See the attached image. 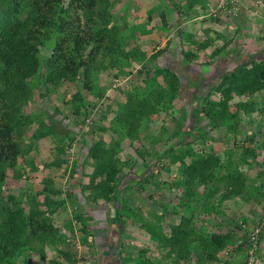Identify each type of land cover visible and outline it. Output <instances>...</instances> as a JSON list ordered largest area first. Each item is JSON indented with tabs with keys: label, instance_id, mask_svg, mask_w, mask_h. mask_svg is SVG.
<instances>
[{
	"label": "rangeland",
	"instance_id": "374dc122",
	"mask_svg": "<svg viewBox=\"0 0 264 264\" xmlns=\"http://www.w3.org/2000/svg\"><path fill=\"white\" fill-rule=\"evenodd\" d=\"M85 1L63 0L79 28L90 21L104 22L107 37L128 57L117 56L112 65L108 57L96 53L95 60L103 58L105 64L91 72L89 90L82 87L81 70L75 79L53 86L45 81L42 68L61 37L57 38L52 30L44 40L38 53L40 66L28 84L30 101L22 106L25 118L16 129L23 152L12 165L2 168L5 176L0 179V206L14 202L25 215L33 212L38 219L44 217L45 222L59 229L61 238L52 245L42 243L28 228L26 245L0 264H100L108 257L113 259L105 264L222 263L226 257H233V247L244 239H249L252 247L256 245L257 257L264 259V90L241 97L252 102L247 107L254 109L247 114L231 105L229 114L234 112L241 117L236 128L227 127L233 121L230 116L214 122L202 121L206 130L202 135L175 145L194 123V95H203L217 84L220 74L229 70L227 63L222 62L219 67L214 64L215 58L205 44L206 33L205 38L202 36L204 29H183L175 16H167L174 0H95L90 9L84 8ZM258 1L249 0V10L254 11L255 5L264 6L263 0ZM32 3L33 0L22 3L20 18ZM216 4L226 19L240 15L239 9H223V0ZM162 15L165 17L161 23ZM199 41L202 51L197 53ZM166 45L167 51L162 55L151 56ZM140 48L143 54H139ZM187 49L196 57L185 64L182 51ZM169 64L179 71L178 91L173 98L148 94L149 103L143 107L146 114L135 122L133 113L142 106L139 103L143 98L135 99L133 91L150 93L149 84L152 89L164 85L160 76L153 78L150 72L143 77L138 71L144 72L147 65L158 68ZM75 92L83 97L82 115L68 119L57 109H64L65 101ZM219 97L220 92L215 91L207 100ZM49 128L54 137H72L65 153L55 152L57 141L48 137ZM93 140L102 142L120 170L115 202H90L85 197L87 190L82 191L93 166L85 156ZM204 153L212 154L217 162L215 177L207 184L196 181L188 187L182 169ZM228 176L242 181L240 194L228 193ZM60 200L62 206L58 204ZM118 207L124 214L121 224L109 222ZM84 221L87 232L83 235ZM170 225L187 229L190 239H209L211 234L226 230L231 239L222 250L206 245V252L212 251L216 257L211 262L200 253V243L193 244L198 251L177 256L159 238L163 233L169 234ZM105 226L106 237L102 232ZM196 254H201V258L197 259Z\"/></svg>",
	"mask_w": 264,
	"mask_h": 264
},
{
	"label": "trees",
	"instance_id": "16d2710c",
	"mask_svg": "<svg viewBox=\"0 0 264 264\" xmlns=\"http://www.w3.org/2000/svg\"><path fill=\"white\" fill-rule=\"evenodd\" d=\"M24 1L0 0V179L5 176L2 171L3 166L12 165L23 152L16 139V129L24 116L22 106H25L31 98L28 84L40 66L38 53L41 52L44 40L49 37L52 30L57 33V38L61 37V42H58L57 46L47 54L42 71L45 81L53 86L75 79L81 70L82 87L89 90L90 74L100 65L104 66V57H108L112 65L116 63L117 56H123V59L128 57V53L119 49L118 46H114L110 37H107V27L104 22L90 21V24L86 22L85 27L79 28L69 15V7L64 4L63 0H33L25 16L20 18L18 14L21 13ZM84 4V8L90 9L94 6L95 0H87ZM164 17L165 15L160 17L161 23L164 21ZM205 44L209 45V40ZM167 47L168 45L158 49L151 56L159 57L167 51ZM96 53L103 56L98 60L99 62L95 60ZM143 53L140 48L139 54ZM182 56L186 64L192 62L196 54L191 49H187L182 51ZM258 58V60L237 63L232 70L221 73L218 83L213 84L206 93L194 95L195 105L191 107L194 123L190 129L184 130L182 138L175 145L189 143V138H198V135H202L206 131L202 121L209 122L211 120L214 122L218 118L224 119L230 116L233 121L228 122L227 127L234 129L239 125L241 117L234 112L229 114L231 105L247 114L254 109L247 107L252 102L249 99L244 101L241 97L264 90V55ZM173 65L169 64L158 68H151L147 65L144 72L138 71L140 74H144L143 77H148L151 73L154 75L153 78L160 76L164 85H158V88L152 89L149 84L150 93L133 91L135 99L143 98L139 103L142 106L133 113L135 122L143 119L146 114L143 107L144 105L147 107L149 103L146 99L148 94H152V92L158 96L167 94L173 98L178 91L180 82L177 72L179 71ZM215 91L220 92V97L214 101L207 100L208 96ZM236 96L238 98H234ZM82 101L83 97L75 92L71 95V99L65 101L64 109L58 108L57 111L62 113L65 118H78L83 111L82 103H80ZM196 130L199 132L198 134H195ZM47 135L51 140L57 141L54 144V149L56 153L60 154L65 153L72 141V137H66V135L54 137L51 128L48 129ZM168 150L171 151L172 147H169ZM85 156L93 165L87 183L82 185V191L87 190L86 199L94 203H99L100 200L105 203L115 202L119 191L117 177L120 173L115 160L109 158L108 150L100 140L92 141L86 148ZM161 157L162 154L158 159ZM213 159L212 154L204 153L185 164L182 175L188 187L196 184V181L198 184H207L213 180L215 177L214 167L217 165ZM228 178L231 180L228 193L240 194L242 181L239 177L228 176ZM46 182L49 184L48 181ZM57 191L55 190V192ZM58 204L62 206L63 201L60 200ZM122 215L124 214L120 212L119 207L115 208L112 218L108 220L111 223L121 224ZM40 218H36L33 212L25 215L23 208L14 202L11 206L4 204L0 206V261L6 257L17 255L20 248L26 245L28 228L42 243L52 245L58 242L61 238V233L58 235L59 229L45 222L44 217ZM169 228V234L163 233L159 237L163 246L168 247V250L174 255L187 256L193 250L198 251L193 244L197 246L200 243L202 245L200 248L203 249L200 253L204 254L207 262L216 260L212 251L206 252L207 244L216 250H222L227 247L228 240L231 239V233L227 230L224 233H213L209 239L204 236L190 239L189 234H186L187 229L183 231L181 227L178 229L173 225H170ZM86 229L87 224L84 221L81 228L83 235L87 232ZM106 231L107 227L105 226L102 232ZM121 233L122 227L120 228ZM106 235L107 233H105V237ZM247 241L244 239L233 247L236 250L235 255H238L242 260L245 258ZM120 244L122 243H119V247ZM201 256V254H196L197 259H200ZM229 263L228 261L224 264Z\"/></svg>",
	"mask_w": 264,
	"mask_h": 264
},
{
	"label": "crops",
	"instance_id": "0c3cea01",
	"mask_svg": "<svg viewBox=\"0 0 264 264\" xmlns=\"http://www.w3.org/2000/svg\"><path fill=\"white\" fill-rule=\"evenodd\" d=\"M174 2L172 4L174 8L170 7L171 10L168 12L171 14L167 16L171 19L175 16L183 29H204L202 36L205 38V32L206 41L209 40L207 46L213 53L212 58H215L214 64L217 67L218 64L225 62L227 68L231 70L239 62L258 60L259 56L264 55L263 5H255L256 9L252 11L249 10V4L252 3L249 0H241L238 11L240 15L226 19L217 10L218 0H174ZM250 30L253 31L251 34L248 32ZM201 44L202 41H199L196 46L197 53L202 51ZM226 66L220 65V68L225 69ZM110 259L113 257H108L106 262ZM243 260L234 254L233 257H226L222 263L219 260L211 264H224L228 261L229 264H243Z\"/></svg>",
	"mask_w": 264,
	"mask_h": 264
},
{
	"label": "clouds",
	"instance_id": "9594fccd",
	"mask_svg": "<svg viewBox=\"0 0 264 264\" xmlns=\"http://www.w3.org/2000/svg\"><path fill=\"white\" fill-rule=\"evenodd\" d=\"M224 1V4L222 6L223 9H228V10H234L237 12V10L239 9V2L240 0H236L234 3H230L228 0H223ZM229 7V8H228ZM252 235V234H251ZM253 236V235H252ZM251 238V237H250ZM247 249L245 251V258L243 260V264H245L247 258L249 257L251 251H252V243L251 241L248 239L247 241V245H246ZM255 253H256V256H257V247L255 245V249H254ZM259 257V256H258ZM262 258V257H260ZM262 261H264V259H262ZM264 264V262H263Z\"/></svg>",
	"mask_w": 264,
	"mask_h": 264
},
{
	"label": "built area",
	"instance_id": "2783aa9c",
	"mask_svg": "<svg viewBox=\"0 0 264 264\" xmlns=\"http://www.w3.org/2000/svg\"><path fill=\"white\" fill-rule=\"evenodd\" d=\"M230 3H234L236 0H228ZM260 1H262V0H259L258 2H260ZM264 1V0H263ZM256 231V230H255ZM254 236V235H253ZM254 237H252V239H253ZM253 242H255V241H253ZM254 244H252V246H253ZM254 247H252V251H251V253H250V255H249V257L247 258V260H246V262H245V264H263V261H262V259L260 258V257H257L256 256V253H255V251H254Z\"/></svg>",
	"mask_w": 264,
	"mask_h": 264
}]
</instances>
